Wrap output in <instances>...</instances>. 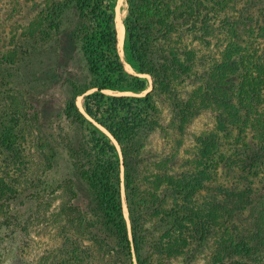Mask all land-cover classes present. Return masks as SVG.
Segmentation results:
<instances>
[{
	"label": "rangeland",
	"instance_id": "374dc122",
	"mask_svg": "<svg viewBox=\"0 0 264 264\" xmlns=\"http://www.w3.org/2000/svg\"><path fill=\"white\" fill-rule=\"evenodd\" d=\"M190 1L172 3L182 11ZM196 1L205 26L196 36L177 32L172 37L174 44H187L195 51L193 73L176 84L175 90L153 96L158 124L144 135L139 152L132 159L134 179L142 190L148 191L155 186L157 175L163 180L168 175L181 176L205 168L203 188L195 194L197 204L205 205L218 195L221 199L227 190L246 192L245 200L251 204H245L237 216L228 222L224 219L217 226L220 230L232 229L234 225L243 229L250 227L255 210L264 201V149H260L264 139H259L260 128L255 127L257 119L264 127V88L250 115L243 110L242 121L229 124L225 131L218 129V112L209 109L181 129L175 101L202 86L212 63L220 61L225 52L232 53L234 59L251 56L253 62L264 64V0ZM67 2L0 0V57H9L0 62V174L11 182L22 202L2 206L0 220L6 210L5 216L9 217L17 209L28 220L15 229L21 235L18 264H38L46 252L61 245L67 234L78 236L92 248L96 264L116 260L117 255L107 244L106 228L92 214V192L87 182L74 174L71 151L75 147L77 161H83L84 150L93 145L91 127L115 147V154L123 162L121 146L110 130L88 114L86 97L103 93L145 98L153 90L152 77L139 71L132 57L128 4L126 0H108L115 21L119 64L126 73L145 79L147 86L143 90L88 89L77 96L76 103L90 127L71 125L66 116L70 93L74 87L83 89L90 82L91 72L81 44L73 39L77 18ZM58 7L60 10L56 11ZM211 132L217 135V145L209 158L202 159L200 137ZM125 177L122 166L123 207L133 239ZM37 194L44 197L37 198ZM153 224L158 225L151 218L148 227ZM217 227L211 226L213 233L199 235L185 230L182 238L187 239V245L182 254L155 252L150 247L157 237L147 239L150 264H212ZM134 260L137 264L136 256Z\"/></svg>",
	"mask_w": 264,
	"mask_h": 264
},
{
	"label": "trees",
	"instance_id": "16d2710c",
	"mask_svg": "<svg viewBox=\"0 0 264 264\" xmlns=\"http://www.w3.org/2000/svg\"><path fill=\"white\" fill-rule=\"evenodd\" d=\"M173 1L126 0L132 57L136 68L152 77L153 90L145 98L107 96L103 93L86 97L88 114L110 130L121 146L123 162L115 154V147L98 130L89 126L76 99L90 88L143 90L147 81L126 73L119 64L115 21L108 0L67 2L77 18L73 39L81 44L91 72L90 82L83 89L73 88L66 112L71 125L86 124L90 127L93 143L84 150V162L77 161L76 148H72L73 171L87 182L92 192V214L106 228L107 244L117 255L116 260L109 264H134V256L137 264H150V248L158 253L182 254L187 245V239L182 238L185 230L191 229L197 235L213 233L215 229L211 226L217 227L224 219L228 222L245 208V204H251L245 200L246 192L238 190H227L222 193L221 199L218 195L205 205L197 204L195 194L203 188L205 168L181 176L168 175L163 180L157 175L155 186L148 191L142 190L134 179L132 159L137 156L144 135L158 124V109L153 96L175 90L176 84L193 73L195 51L187 44H174L172 37L177 32H189L196 36V32L205 26V18H201L196 0H191L182 11H178ZM5 58L0 57V62L7 61L9 57ZM262 88L264 64L253 62L251 56L234 59L232 53L225 52L220 61L212 63L202 86L186 98L175 101L179 125L183 129L193 117L209 109L218 112V129L225 131L229 124L242 121L243 110L247 111V116L250 115ZM255 123V127L260 128L259 139H264L262 121L257 119ZM200 142V158L207 159L216 148L217 135L212 132L206 134L200 137ZM122 166L126 172L125 188L133 239L129 235L123 207ZM35 195L33 193L32 197ZM42 196L37 194V198ZM17 197L11 182L0 174V208L4 205L8 207L10 202L21 205ZM6 213L7 210L0 220V264H18L21 235L15 229L28 220L18 209L11 211L9 217L5 216ZM151 218L158 225L148 227ZM217 229L212 264H264V201L255 210L250 227L242 229L234 225L232 229ZM155 237L158 240H154L155 244L147 249V239ZM38 264L96 263L92 248L78 236L67 234L61 245L46 252Z\"/></svg>",
	"mask_w": 264,
	"mask_h": 264
},
{
	"label": "bare ground",
	"instance_id": "6f19581e",
	"mask_svg": "<svg viewBox=\"0 0 264 264\" xmlns=\"http://www.w3.org/2000/svg\"><path fill=\"white\" fill-rule=\"evenodd\" d=\"M120 37V36H119Z\"/></svg>",
	"mask_w": 264,
	"mask_h": 264
}]
</instances>
